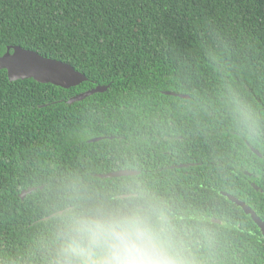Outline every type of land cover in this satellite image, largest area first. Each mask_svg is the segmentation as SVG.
<instances>
[{"label":"trees","instance_id":"trees-1","mask_svg":"<svg viewBox=\"0 0 264 264\" xmlns=\"http://www.w3.org/2000/svg\"><path fill=\"white\" fill-rule=\"evenodd\" d=\"M10 46L87 81L0 70V264H48L73 186L102 199L137 185L190 221L201 264H264L259 226L224 195L264 222V0H0V57ZM118 171L139 174L99 177Z\"/></svg>","mask_w":264,"mask_h":264},{"label":"clouds","instance_id":"clouds-1","mask_svg":"<svg viewBox=\"0 0 264 264\" xmlns=\"http://www.w3.org/2000/svg\"><path fill=\"white\" fill-rule=\"evenodd\" d=\"M233 117L252 132L256 118L238 99ZM190 221L152 190L92 199L73 186L45 244L48 264H201Z\"/></svg>","mask_w":264,"mask_h":264},{"label":"water","instance_id":"water-1","mask_svg":"<svg viewBox=\"0 0 264 264\" xmlns=\"http://www.w3.org/2000/svg\"><path fill=\"white\" fill-rule=\"evenodd\" d=\"M0 70L6 71L10 81L33 79L38 83L51 84L62 89H69L87 81L85 75L75 71L69 64L42 57L33 51L23 49L19 46H10L7 48L6 53L0 57ZM107 88L108 87L97 86L88 92L72 97L68 100V104L79 102L95 93H103ZM170 95L179 96L183 99L189 98V96L185 95H176L172 93H170ZM138 174V172L132 171H118L100 175L99 177L118 178L135 176ZM30 192L31 190L23 191L20 197L24 198V196ZM224 195L228 197L232 203L242 208L246 214L251 216L253 221L259 226L264 237V222L257 216L253 209L232 195L225 193Z\"/></svg>","mask_w":264,"mask_h":264}]
</instances>
